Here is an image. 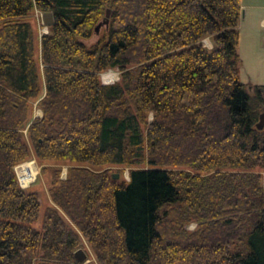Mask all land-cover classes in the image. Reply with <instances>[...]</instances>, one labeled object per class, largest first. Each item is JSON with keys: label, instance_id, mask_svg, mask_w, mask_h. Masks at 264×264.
<instances>
[{"label": "trees", "instance_id": "16d2710c", "mask_svg": "<svg viewBox=\"0 0 264 264\" xmlns=\"http://www.w3.org/2000/svg\"><path fill=\"white\" fill-rule=\"evenodd\" d=\"M34 11L53 15L39 41ZM241 13L240 0H0V264H94L74 256L81 236L98 264H264V85L239 79ZM108 69L118 79L102 83ZM32 154L72 163L52 170L38 227L39 196L14 170ZM110 164L129 179L97 169Z\"/></svg>", "mask_w": 264, "mask_h": 264}, {"label": "rangeland", "instance_id": "374dc122", "mask_svg": "<svg viewBox=\"0 0 264 264\" xmlns=\"http://www.w3.org/2000/svg\"><path fill=\"white\" fill-rule=\"evenodd\" d=\"M240 3L242 7V13L238 22L239 41L237 46V51L241 59L239 79L246 85H264V0H240ZM31 20L34 23L37 31V41H39L41 35L48 31L47 26L43 21V13L34 11ZM202 43L208 48H211L212 46L211 41L208 37L204 38L202 40ZM106 74L112 75V77L108 76V81H105L107 79L104 78ZM118 75V70L108 69L102 72L99 77L102 83H112L118 79ZM36 103L37 101L33 102V117L41 116V110L37 107ZM26 163L27 165L28 163L31 164L33 167L32 170L35 172H32L35 175L34 180L25 189L35 191L39 196L40 214L38 220L33 224V226L38 227L40 225V220L43 215L44 209L47 205L51 204L48 195V187L52 170L54 168H59L61 171L60 177L65 178L67 168L72 163H70L69 161H44L42 163L38 162L33 154L28 160L20 164ZM20 166L21 165H19L16 169H18ZM97 169H108L110 173L118 174V178L116 179L119 181L129 179V167L125 165L110 164L97 167ZM195 226L196 223L191 222L185 227L188 230H192L193 228H195ZM77 249H82L86 253V262L98 264L87 239L83 236H81L80 244L76 248V250Z\"/></svg>", "mask_w": 264, "mask_h": 264}, {"label": "water", "instance_id": "95a60500", "mask_svg": "<svg viewBox=\"0 0 264 264\" xmlns=\"http://www.w3.org/2000/svg\"><path fill=\"white\" fill-rule=\"evenodd\" d=\"M108 15V12H107ZM43 21L46 26H50L53 23V15L51 12H45L43 13ZM106 24L107 20L105 19L104 21L98 23V25L95 27V32L98 33L100 27L102 24ZM256 127L258 129H263L264 128V112H262L259 116V121L256 124ZM113 178H118V174H113ZM74 256L76 257L77 261L79 263H85L87 260V255L82 249H77L74 251Z\"/></svg>", "mask_w": 264, "mask_h": 264}, {"label": "bare ground", "instance_id": "6f19581e", "mask_svg": "<svg viewBox=\"0 0 264 264\" xmlns=\"http://www.w3.org/2000/svg\"><path fill=\"white\" fill-rule=\"evenodd\" d=\"M108 76L112 77V75H110V74L107 75L106 74L104 76V78H106L107 80H105V81H108ZM32 168L33 167H32L31 164L28 163V165H27V163H26V164H22L17 170H18L19 175L22 176V179H26V178L28 179V178H31V176H33L34 173H35L32 170ZM32 172H34V173H32Z\"/></svg>", "mask_w": 264, "mask_h": 264}, {"label": "built area", "instance_id": "2783aa9c", "mask_svg": "<svg viewBox=\"0 0 264 264\" xmlns=\"http://www.w3.org/2000/svg\"><path fill=\"white\" fill-rule=\"evenodd\" d=\"M19 165H22V164H20V163L17 164V165L14 167V170H15V172H16V175H17V179H18V183H19V185H20L23 189H25V188H27V187L30 185V183L34 180L35 175H33L32 178L22 179V176H20V175L18 174L17 169H16Z\"/></svg>", "mask_w": 264, "mask_h": 264}]
</instances>
